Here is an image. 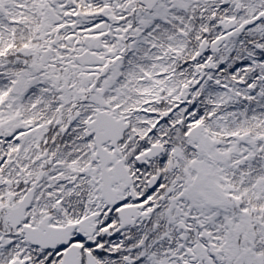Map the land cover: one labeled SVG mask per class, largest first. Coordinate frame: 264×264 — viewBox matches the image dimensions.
<instances>
[{
	"label": "snow or ice",
	"instance_id": "snow-or-ice-1",
	"mask_svg": "<svg viewBox=\"0 0 264 264\" xmlns=\"http://www.w3.org/2000/svg\"><path fill=\"white\" fill-rule=\"evenodd\" d=\"M0 264H264V0H0Z\"/></svg>",
	"mask_w": 264,
	"mask_h": 264
}]
</instances>
